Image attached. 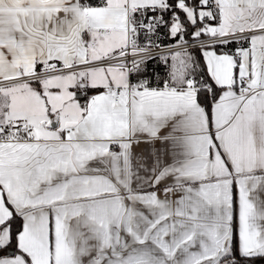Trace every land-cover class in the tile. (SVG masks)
<instances>
[{"label":"snow or ice","instance_id":"obj_1","mask_svg":"<svg viewBox=\"0 0 264 264\" xmlns=\"http://www.w3.org/2000/svg\"><path fill=\"white\" fill-rule=\"evenodd\" d=\"M0 264H264V0H0Z\"/></svg>","mask_w":264,"mask_h":264}]
</instances>
